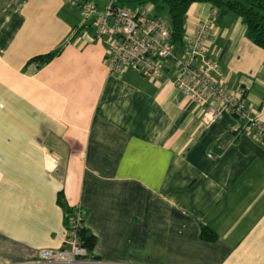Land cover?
<instances>
[{
	"label": "crops",
	"instance_id": "0c3cea01",
	"mask_svg": "<svg viewBox=\"0 0 264 264\" xmlns=\"http://www.w3.org/2000/svg\"><path fill=\"white\" fill-rule=\"evenodd\" d=\"M212 11L208 56L264 121V50L241 20L193 3L185 32ZM82 25L68 0H0V264L67 247L59 193L96 236L82 264H264L263 139L229 112L204 126L171 61L109 71Z\"/></svg>",
	"mask_w": 264,
	"mask_h": 264
},
{
	"label": "built area",
	"instance_id": "2783aa9c",
	"mask_svg": "<svg viewBox=\"0 0 264 264\" xmlns=\"http://www.w3.org/2000/svg\"><path fill=\"white\" fill-rule=\"evenodd\" d=\"M68 1L77 7L83 19L82 26L90 27L97 41L107 43L109 71L121 73L131 67L145 76L160 77L164 62L171 61L174 85L190 100L203 105L201 123L204 126L229 112L243 120L245 131L264 141V121L258 119L247 103L244 89L227 92L219 78L216 60L208 56L207 36L213 11L207 20L196 23L192 33L184 31L183 46L175 51L169 21L156 15L151 4L115 6V0H109L98 13L91 0ZM75 208V216L69 218L72 227H65L67 247L40 249L34 260L24 264H82L90 260L75 230L82 219V211Z\"/></svg>",
	"mask_w": 264,
	"mask_h": 264
},
{
	"label": "trees",
	"instance_id": "16d2710c",
	"mask_svg": "<svg viewBox=\"0 0 264 264\" xmlns=\"http://www.w3.org/2000/svg\"><path fill=\"white\" fill-rule=\"evenodd\" d=\"M209 3L213 9L224 10L237 16L245 25L246 37L256 46L264 50V0H115V6H133L138 4H151L156 15L166 14L172 28L171 41L175 51L183 46L184 24L187 10L193 3ZM60 49L35 57L42 63L48 62ZM58 203L64 211L63 222L66 228H71L69 218L75 216L76 208L66 205L62 194L57 197ZM83 218L75 227L81 245L87 251V258H94L93 249L96 244V236L89 228L82 224ZM200 236L213 240L216 233L206 224L200 223Z\"/></svg>",
	"mask_w": 264,
	"mask_h": 264
},
{
	"label": "rangeland",
	"instance_id": "374dc122",
	"mask_svg": "<svg viewBox=\"0 0 264 264\" xmlns=\"http://www.w3.org/2000/svg\"><path fill=\"white\" fill-rule=\"evenodd\" d=\"M97 2H98V13L100 12V8L102 7V10L106 7V5H107V3L109 2V0H97ZM101 10V11H102ZM97 15V14H96ZM95 15V16H96ZM163 18H166V14L165 13H162V15H161ZM82 18V17H81Z\"/></svg>",
	"mask_w": 264,
	"mask_h": 264
}]
</instances>
